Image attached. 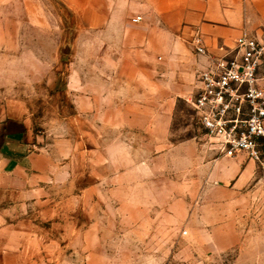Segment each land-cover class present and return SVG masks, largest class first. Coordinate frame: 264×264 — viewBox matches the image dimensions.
Listing matches in <instances>:
<instances>
[{
    "label": "rangeland",
    "instance_id": "obj_1",
    "mask_svg": "<svg viewBox=\"0 0 264 264\" xmlns=\"http://www.w3.org/2000/svg\"><path fill=\"white\" fill-rule=\"evenodd\" d=\"M153 3L0 0V264H264V148L118 94V25L146 35Z\"/></svg>",
    "mask_w": 264,
    "mask_h": 264
},
{
    "label": "crops",
    "instance_id": "obj_2",
    "mask_svg": "<svg viewBox=\"0 0 264 264\" xmlns=\"http://www.w3.org/2000/svg\"><path fill=\"white\" fill-rule=\"evenodd\" d=\"M243 1L154 0L152 7L160 17V25L146 27V35H140L136 25L130 24L129 32L118 25V94L136 97L130 99L133 105L129 109H163L171 113L180 99L191 104L198 92V73L211 65L208 57L195 51L194 38L202 36L213 58L228 54L234 57L237 39L246 30L253 33L251 10ZM171 2L176 6L170 14ZM138 86H146L141 99ZM238 169L241 181L247 172L242 164Z\"/></svg>",
    "mask_w": 264,
    "mask_h": 264
},
{
    "label": "built area",
    "instance_id": "obj_3",
    "mask_svg": "<svg viewBox=\"0 0 264 264\" xmlns=\"http://www.w3.org/2000/svg\"><path fill=\"white\" fill-rule=\"evenodd\" d=\"M193 44L197 54L211 63L198 73V92L191 101L199 124L226 157L247 154L262 162L264 39L246 30L236 41L235 56L220 58L208 55L201 35Z\"/></svg>",
    "mask_w": 264,
    "mask_h": 264
}]
</instances>
